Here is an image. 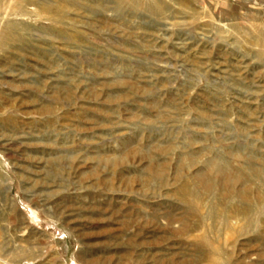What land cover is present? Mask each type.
<instances>
[{"label":"rangeland","instance_id":"rangeland-1","mask_svg":"<svg viewBox=\"0 0 264 264\" xmlns=\"http://www.w3.org/2000/svg\"><path fill=\"white\" fill-rule=\"evenodd\" d=\"M0 222V264H264V0H0Z\"/></svg>","mask_w":264,"mask_h":264},{"label":"crops","instance_id":"crops-1","mask_svg":"<svg viewBox=\"0 0 264 264\" xmlns=\"http://www.w3.org/2000/svg\"><path fill=\"white\" fill-rule=\"evenodd\" d=\"M7 233H6V224L3 222H0V248L1 251H7L8 247L6 245L7 243Z\"/></svg>","mask_w":264,"mask_h":264},{"label":"bare ground","instance_id":"bare-ground-1","mask_svg":"<svg viewBox=\"0 0 264 264\" xmlns=\"http://www.w3.org/2000/svg\"><path fill=\"white\" fill-rule=\"evenodd\" d=\"M5 38V37H4ZM1 41H4V39H1ZM219 172V171H218Z\"/></svg>","mask_w":264,"mask_h":264}]
</instances>
